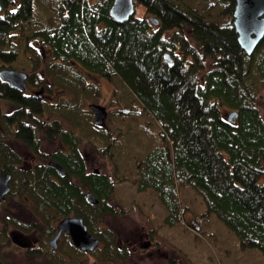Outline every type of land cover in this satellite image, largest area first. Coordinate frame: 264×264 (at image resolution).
<instances>
[{
    "label": "trees",
    "instance_id": "1",
    "mask_svg": "<svg viewBox=\"0 0 264 264\" xmlns=\"http://www.w3.org/2000/svg\"><path fill=\"white\" fill-rule=\"evenodd\" d=\"M135 1L142 13L118 22L110 13L114 0H0V68L26 67L29 82L44 87L38 98L0 80V103L21 107L8 115L0 105L3 132L18 137L12 117L23 119L28 125L21 136L35 151L38 133L58 136L67 148L53 155L64 176L49 166L25 170L16 168L19 155L2 136L0 175L11 173L13 192L34 200L40 222L30 230L50 238L58 221L74 215L103 244L84 252L64 234L58 250L46 245L25 253L52 264L128 259L129 250L121 251L117 234L104 225L124 213L111 200L115 183L128 180L158 198L165 210L161 225H183L181 190L189 188L201 197L203 221L214 217L242 249L264 256V38L250 55L241 48L233 0ZM83 68L114 84L108 127L84 117L85 102L100 97V88ZM55 89L68 97L51 101ZM44 111L59 121L51 127ZM234 111L231 122L227 115ZM83 143L102 157L121 159L122 168L116 163L110 177L88 172ZM0 218V247L8 246L9 227L25 226L13 215Z\"/></svg>",
    "mask_w": 264,
    "mask_h": 264
},
{
    "label": "rangeland",
    "instance_id": "2",
    "mask_svg": "<svg viewBox=\"0 0 264 264\" xmlns=\"http://www.w3.org/2000/svg\"><path fill=\"white\" fill-rule=\"evenodd\" d=\"M142 9L136 5V13H142ZM24 68V69H23ZM19 70L28 71L26 67ZM79 69V65H76ZM17 69V68H16ZM89 81L97 82L100 88V97L89 99L84 106L95 103L107 108L108 111L114 110L112 103V92L114 84L107 79L98 81L99 74L92 73L83 68ZM93 75V76H92ZM99 75V76H97ZM102 78V77H101ZM41 87V86H40ZM30 85L35 91H43L41 87ZM63 94V95H62ZM62 95V96H60ZM68 97L67 94L59 92L58 89L52 91L49 95L51 101L60 100L61 97ZM2 101L3 110H7ZM260 111L264 119V91L260 93ZM110 112V114H111ZM84 117L90 114L84 109ZM109 114V115H110ZM107 121L104 126H108ZM59 139V138H58ZM86 144V143H84ZM88 145V144H86ZM82 145L81 150L89 162L90 171H100L115 176L112 173L116 168V163L122 168V160L108 159L97 154L89 145ZM57 141L44 140L42 150L46 152L58 148ZM23 156L27 161L33 160L29 149H21ZM116 172V171H115ZM264 177L261 178V182ZM181 200L186 206L183 225L175 229L161 225V218L165 214L164 207L154 193L139 192L136 184L131 181L115 183L114 196L111 203L117 210H122V216L109 217L104 221V225L117 234L126 246L139 248V245L147 244L146 234L154 236L156 248L143 256L138 253L131 256L122 263L115 264H264V256L256 251L242 249L237 238L214 217L203 221L200 218L204 210L201 197L196 195L191 189L181 190ZM6 208L0 211V214L14 215L21 222H33L36 220L30 211V205L18 198L8 199L5 203ZM195 222L200 229L195 227ZM12 227H9L12 232ZM33 237H38L36 234ZM0 264H52L43 256L28 255L15 246L0 247ZM88 264H94L93 258H90Z\"/></svg>",
    "mask_w": 264,
    "mask_h": 264
},
{
    "label": "flooded vegetation",
    "instance_id": "3",
    "mask_svg": "<svg viewBox=\"0 0 264 264\" xmlns=\"http://www.w3.org/2000/svg\"><path fill=\"white\" fill-rule=\"evenodd\" d=\"M3 9V8H2ZM2 12V10L0 11V13ZM9 68V67H8ZM6 67H2L0 68V71L4 70V69H8ZM28 75H29V72H28ZM93 76V75H92ZM99 76V75H97ZM102 77V78H101ZM106 79L105 77H103L102 75H100V78H98V81H102ZM1 81L3 82H6L4 80H2L0 78ZM92 82V81H90ZM9 86L10 84L8 82H6ZM92 83H96L98 84L97 82H92ZM30 85H32L30 82H29V76L27 77V89L26 90H21L23 91L25 94H29V95H32V93L35 92V89L33 88H30ZM99 85V84H98ZM34 86V85H32ZM11 87V86H10ZM36 87V86H35ZM41 88V87H40ZM19 90V89H18ZM2 101H5L4 105L7 107V110L5 109V111L3 110L4 106H2ZM50 103H52L50 100H48ZM76 102V101H75ZM92 104V103H90ZM90 104H88V106H90ZM95 104V103H94ZM1 111L3 114H11L12 112L14 111H17V110H20L21 107L18 106V107H15L13 105L12 102H10L9 100L7 99H2L1 100ZM106 108V107H105ZM114 109L116 108V106L113 107ZM85 111H88L89 114H91L92 116V121H93V124L97 127H106L104 126V124L107 123V121H109V114L111 111H108L107 108H106V111H107V118L105 120V122L102 124V125H96L95 124V120H96V116H95V113L90 109V107H87L85 109ZM45 112V115L44 117H42L43 121L45 123H49V125L52 127V124L54 122H58L59 121V118L57 115L55 114H50L49 111H44ZM13 121H11V125H10V128H12V130L15 132L16 135H19L18 137H13V136H9V134L7 133H4L3 132V129L4 127L0 124V142L1 141V137L4 136V143L9 146L11 149H13L14 151L17 152V154L19 155V163L16 165V168H22V169H25V170H35L37 167H45V166H49L53 169L56 170V172L60 175V176H64L65 175V169L64 167L61 165V163L59 161H57L55 158H53V155L57 154L58 152L62 151V150H66V146L63 145V142L62 140L58 137V136H52V137H49L47 134L45 135H42L40 133L37 134L38 136V145H39V149L38 151H35L32 147L29 146V144L27 142L24 141V139L22 138V134H21V128L23 125H28V122L27 121H24L23 119L18 121L16 120V118L12 117ZM57 127V126H56ZM68 127V126H67ZM66 127V128H67ZM108 127V126H107ZM59 128L63 131L64 130V127L63 126H59ZM54 135V134H53ZM59 138V139H58ZM48 140V141H57L58 142V145L59 147L56 148V149H52L51 151H48L46 152L45 150H42V147L44 145V140ZM82 145H86V144H82ZM82 145L80 146V153L81 155L83 156V159H84V162H85V165H86V169L88 172H95V173H99L100 171L96 172L95 171H90L89 170V162L87 160V158H85L84 154H83V151L81 150V147ZM88 146V145H86ZM89 147V146H88ZM29 149V151L32 153V156H33V160H31V162L27 161V158L25 160V158L23 156H25L22 152H19V150L21 149ZM55 164H58L60 165L63 170H64V173H61L60 170L57 168V166ZM6 174H9L11 176V179L9 181V186H10V192L8 193V195H6V197L1 200L0 202H2L4 205H2L0 211L4 208H6V202L8 201V199H15V198H18L20 199L21 201L25 202V203H28L30 205V211L31 213L36 216V220L33 221V222H21L18 218V220L24 224V228H16V227H12L13 229L15 230H12V232H8L9 234V237L11 239V242L12 244L8 245V246H15L17 248H19L20 250H22L23 252L25 251H39V250H42L43 248H45V246L47 245L48 247L50 248H53L55 250H58L59 249V246L61 245L62 241H63V237H64V234H66L69 238V240L72 242V244L75 246V244L73 243L71 237L69 234L67 233H62L60 238L58 239V242H57V248L53 247L52 245H50V240H52L55 235L57 234V230H58V224L60 221L57 222L56 224V231L53 233V235L50 237V238H45L39 231H37L36 229H32L30 230V226L32 224H35L36 222H40V219L39 217L33 212V209H32V205L34 204V200L29 197V195L27 194H18V193H14L13 192V188H12V183H13V177H12V174L11 173H6ZM4 175V174H3ZM109 177L111 176L110 174H108ZM2 175H0L1 177ZM113 179V178H112ZM113 182L115 181L114 179L112 180ZM90 191H85V196H87V194L89 193ZM14 193V194H13ZM87 199V198H86ZM118 216H122L121 215H118ZM13 217H15L13 215ZM67 217H78V216H74V215H69ZM16 218V217H15ZM66 218V217H65ZM64 219V218H63ZM0 224H1V218H0ZM86 224V223H85ZM26 228H28L30 231H27ZM88 228V227H87ZM89 231V229H88ZM90 234H92L94 237H96L98 240H99V244L97 247H100L102 246V242L100 241V239L95 236L91 231H89ZM36 234L38 237H33V235ZM146 240H147V244L145 245H139V248H131L129 245L126 246L124 243H122V240L119 239V243H118V248L122 251V249L124 248H127L130 252L129 256H128V259L133 256L134 254L138 253L139 255L143 256L145 254H148L150 251L154 250L156 248V244H154V236H151L150 233H147L146 234ZM76 248H78L77 246H75ZM84 252H91L93 250H83L81 248H78ZM127 260V259H125ZM125 260H109V261H105V262H100V261H97L96 259H93L94 261V264H115V263H122V261H125ZM174 263V259L171 260V264Z\"/></svg>",
    "mask_w": 264,
    "mask_h": 264
},
{
    "label": "water",
    "instance_id": "4",
    "mask_svg": "<svg viewBox=\"0 0 264 264\" xmlns=\"http://www.w3.org/2000/svg\"><path fill=\"white\" fill-rule=\"evenodd\" d=\"M235 9L233 13V24L237 33V40L241 48L247 53L252 54L260 42L264 38V0H233ZM2 5L0 2V11ZM136 3L135 0H114L110 9V13L118 22L126 21L131 16L135 15ZM150 20L154 25L159 24L156 17H151ZM167 58L172 61L167 55ZM27 73L15 69H4L0 71V78L10 84L14 89L26 90ZM38 97H41V91H37ZM90 109L95 113L96 125H102L107 118V111L104 106L91 104ZM238 113L236 111L227 115L228 120L235 122ZM61 173H64L63 168L55 164ZM98 172V171H96ZM11 176L4 174L0 177V201L3 200L10 192L9 181ZM90 203H98L96 196L89 192L86 196ZM70 235L73 243L78 248L83 250H94L99 240L89 233L87 225L81 217H66L58 224V230L55 237L50 240V245L57 248V242L62 233Z\"/></svg>",
    "mask_w": 264,
    "mask_h": 264
}]
</instances>
